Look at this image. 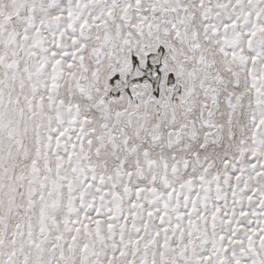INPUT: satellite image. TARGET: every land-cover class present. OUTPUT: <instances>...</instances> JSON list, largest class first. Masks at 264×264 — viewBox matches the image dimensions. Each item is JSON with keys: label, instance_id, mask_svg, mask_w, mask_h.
<instances>
[{"label": "snow or ice", "instance_id": "6c2138e0", "mask_svg": "<svg viewBox=\"0 0 264 264\" xmlns=\"http://www.w3.org/2000/svg\"><path fill=\"white\" fill-rule=\"evenodd\" d=\"M0 264H264V0H0Z\"/></svg>", "mask_w": 264, "mask_h": 264}]
</instances>
